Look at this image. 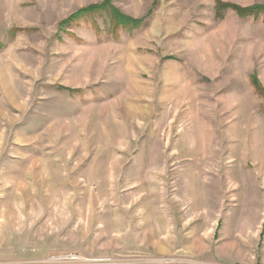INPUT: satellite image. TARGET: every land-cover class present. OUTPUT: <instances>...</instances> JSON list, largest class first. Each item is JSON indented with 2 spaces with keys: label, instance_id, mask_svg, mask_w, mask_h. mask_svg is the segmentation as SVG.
Instances as JSON below:
<instances>
[{
  "label": "rangeland",
  "instance_id": "obj_1",
  "mask_svg": "<svg viewBox=\"0 0 264 264\" xmlns=\"http://www.w3.org/2000/svg\"><path fill=\"white\" fill-rule=\"evenodd\" d=\"M104 1L0 0V264H264V0Z\"/></svg>",
  "mask_w": 264,
  "mask_h": 264
},
{
  "label": "trees",
  "instance_id": "obj_2",
  "mask_svg": "<svg viewBox=\"0 0 264 264\" xmlns=\"http://www.w3.org/2000/svg\"><path fill=\"white\" fill-rule=\"evenodd\" d=\"M227 8L234 10L241 17H249V16L257 17L261 14L264 15V5L252 6V7H247V8H240V7L233 6V5L228 6V5H225L221 2H219V3L217 2V4H216V9L219 13L221 11L227 9ZM103 10H105L107 12V14H110L111 28L113 26V27H121V29H124V30H133V29H136L137 27H139L141 24L140 20H133L130 17H127V16L119 13L115 8H113L112 5H110V0H106L103 3L93 5V6H89L85 9H82L78 13L73 14V16H71L70 20L75 21L76 19L83 18V16H85L86 14L92 15V13L100 12ZM111 22H113V24ZM251 82H252V85L254 86L256 92L260 96H264V92L262 91V88H261L258 80L255 78V76H253V78H251Z\"/></svg>",
  "mask_w": 264,
  "mask_h": 264
},
{
  "label": "built area",
  "instance_id": "obj_3",
  "mask_svg": "<svg viewBox=\"0 0 264 264\" xmlns=\"http://www.w3.org/2000/svg\"><path fill=\"white\" fill-rule=\"evenodd\" d=\"M30 264H123L104 256L87 257L73 252L52 254L44 259L31 261ZM156 264V263H155ZM164 264V263H159Z\"/></svg>",
  "mask_w": 264,
  "mask_h": 264
}]
</instances>
